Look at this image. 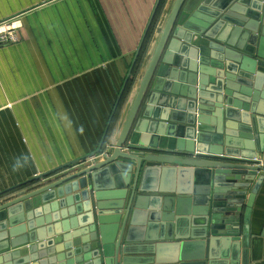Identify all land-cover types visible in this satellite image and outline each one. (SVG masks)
<instances>
[{"label": "water", "instance_id": "95a60500", "mask_svg": "<svg viewBox=\"0 0 264 264\" xmlns=\"http://www.w3.org/2000/svg\"><path fill=\"white\" fill-rule=\"evenodd\" d=\"M160 2L97 147L0 190V264H251L264 0H167L133 76Z\"/></svg>", "mask_w": 264, "mask_h": 264}, {"label": "crops", "instance_id": "0c3cea01", "mask_svg": "<svg viewBox=\"0 0 264 264\" xmlns=\"http://www.w3.org/2000/svg\"><path fill=\"white\" fill-rule=\"evenodd\" d=\"M155 1L0 0L21 25L0 46V190L97 147ZM249 232L264 264V182Z\"/></svg>", "mask_w": 264, "mask_h": 264}, {"label": "built area", "instance_id": "2783aa9c", "mask_svg": "<svg viewBox=\"0 0 264 264\" xmlns=\"http://www.w3.org/2000/svg\"><path fill=\"white\" fill-rule=\"evenodd\" d=\"M18 19L10 18L0 22V46L16 43L19 40L17 30L20 28Z\"/></svg>", "mask_w": 264, "mask_h": 264}, {"label": "trees", "instance_id": "16d2710c", "mask_svg": "<svg viewBox=\"0 0 264 264\" xmlns=\"http://www.w3.org/2000/svg\"><path fill=\"white\" fill-rule=\"evenodd\" d=\"M163 3H164V0H161V2H160V4H159V8H158V10H157V12H156V14H155V17H154V19H153V21H152L151 26H150V28H149V30H148V32H147V35H146V38H145V41H144V44H143V47H142V50H141L140 56H139V58H138V60H137V63H136V65H135L134 69H133V73H132L133 76L136 74V71H137V68H138V64H139V62H140V60H141L142 54L144 53V51H145V49H146V46H147V43H148V41L150 40V38H151V36H152V33H153V30H154V27H155V25H156V23H157L158 14H159V11H160V9H161ZM132 79H133V78H132ZM132 79H129V81H128V83H127L125 94H126V92L128 91V89L130 88V86H131V84H132ZM123 98H124V97H123ZM120 108H121V105H120V107H119V109H118V111H117V113H116L115 119L117 118V116H118V114H119V110H120ZM112 127H113V126H112Z\"/></svg>", "mask_w": 264, "mask_h": 264}]
</instances>
